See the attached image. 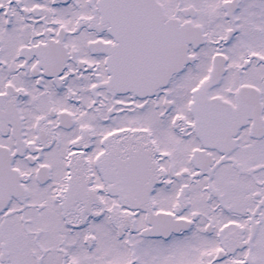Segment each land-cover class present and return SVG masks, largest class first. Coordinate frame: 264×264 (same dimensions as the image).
Wrapping results in <instances>:
<instances>
[{
  "label": "snow or ice",
  "instance_id": "snow-or-ice-1",
  "mask_svg": "<svg viewBox=\"0 0 264 264\" xmlns=\"http://www.w3.org/2000/svg\"><path fill=\"white\" fill-rule=\"evenodd\" d=\"M0 264H264V0H0Z\"/></svg>",
  "mask_w": 264,
  "mask_h": 264
}]
</instances>
